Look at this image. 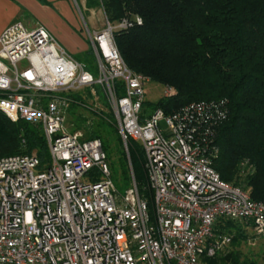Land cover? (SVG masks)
I'll return each instance as SVG.
<instances>
[{"label": "built area", "instance_id": "built-area-1", "mask_svg": "<svg viewBox=\"0 0 264 264\" xmlns=\"http://www.w3.org/2000/svg\"><path fill=\"white\" fill-rule=\"evenodd\" d=\"M131 25L105 17L104 29L87 32L97 77L41 25L14 22L1 32L0 112L41 126L49 161L41 164L34 153L0 157V264H205L231 242L214 233L222 216L250 222L264 243V204L211 165V134L226 116L222 103L143 112L149 79L127 67L113 37ZM94 85L126 151L128 138L143 147L152 213L134 180L123 195L115 192L100 139H83L65 125L68 93Z\"/></svg>", "mask_w": 264, "mask_h": 264}, {"label": "trees", "instance_id": "trees-1", "mask_svg": "<svg viewBox=\"0 0 264 264\" xmlns=\"http://www.w3.org/2000/svg\"><path fill=\"white\" fill-rule=\"evenodd\" d=\"M85 1L87 8L102 9L110 24L124 18L132 22L113 31L125 64L174 90L156 102L144 101L143 112L161 109L168 115L191 103H222L226 116L211 134L216 148L211 165L223 181L264 204V0ZM135 17L141 24L134 22ZM87 53L84 61L89 63L93 52ZM115 89L121 95L123 83L116 80ZM67 96L68 130L81 131L83 139H100L115 192L123 195L134 180L152 213L153 191L141 143L128 138L126 151L99 86L71 90ZM24 153L48 163L43 129L12 122L0 112V157ZM98 179L97 175L94 180ZM214 233L229 235L230 248L203 258L205 264H258L240 251L243 243L254 239L250 222L222 216Z\"/></svg>", "mask_w": 264, "mask_h": 264}, {"label": "crops", "instance_id": "crops-1", "mask_svg": "<svg viewBox=\"0 0 264 264\" xmlns=\"http://www.w3.org/2000/svg\"><path fill=\"white\" fill-rule=\"evenodd\" d=\"M77 1L79 0H0V34L14 22H21L27 29L41 25L76 59L89 51L82 50V46L78 47L75 44V38L82 36L81 29H79L82 14ZM80 2L84 9H92L87 8L85 0H80ZM81 18L83 20L82 16ZM88 31L91 32L87 28L86 39L89 49L92 50L87 36ZM93 31L100 30L94 29ZM83 51L87 52L83 54ZM86 66L88 68V64Z\"/></svg>", "mask_w": 264, "mask_h": 264}, {"label": "rangeland", "instance_id": "rangeland-1", "mask_svg": "<svg viewBox=\"0 0 264 264\" xmlns=\"http://www.w3.org/2000/svg\"><path fill=\"white\" fill-rule=\"evenodd\" d=\"M77 4L80 7V11L82 14L81 16L83 17V20L80 16L79 29H81L82 36L80 38L79 37L75 38L76 39L75 44L78 47L82 46V50H84V49L90 50L88 41L86 39V29L88 28L91 32H93L94 29H98V30L104 29V27H105V16H104L102 9H100V8L94 7L92 9H84L80 0L77 1ZM85 52H87V51H85ZM85 52L83 51V54ZM76 59H78V61L86 63V61H84L86 59L85 55L79 56ZM86 64L90 65L91 73L97 77L98 76L97 75V67H96L94 59L91 62L86 63ZM165 90L166 89L163 88V86H161L160 84H157L153 81L146 82L145 86H144L145 101L156 102L162 96H166ZM171 91L174 93L173 89H171ZM65 125H66V127L69 126L68 125V115H66ZM162 126H163V123H162ZM229 248H230L229 245L226 246L222 250V252L223 251L228 252ZM240 251L242 252V254L248 255L250 257H254L257 260L258 264H264V243L262 241H260L259 239H253V238L249 239L246 243H243V245L240 247Z\"/></svg>", "mask_w": 264, "mask_h": 264}]
</instances>
